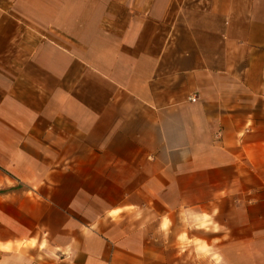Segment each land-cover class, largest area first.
I'll return each mask as SVG.
<instances>
[{
    "label": "crops",
    "instance_id": "1",
    "mask_svg": "<svg viewBox=\"0 0 264 264\" xmlns=\"http://www.w3.org/2000/svg\"><path fill=\"white\" fill-rule=\"evenodd\" d=\"M0 264H264V0H0Z\"/></svg>",
    "mask_w": 264,
    "mask_h": 264
}]
</instances>
